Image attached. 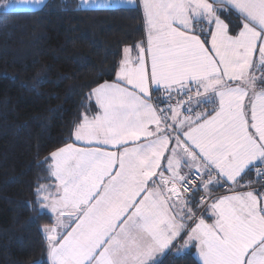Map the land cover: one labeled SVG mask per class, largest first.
<instances>
[{
    "label": "snow or ice",
    "instance_id": "obj_1",
    "mask_svg": "<svg viewBox=\"0 0 264 264\" xmlns=\"http://www.w3.org/2000/svg\"><path fill=\"white\" fill-rule=\"evenodd\" d=\"M28 3L41 0L0 10ZM139 7L146 46L123 47L115 81L88 93L95 111L74 125L75 143L37 162L55 181L26 202L30 220L51 219L41 228L47 264H161L173 246L194 248L192 264H264V191L239 184L255 169L264 188V71L254 72L264 69V0ZM225 185L230 194L216 196Z\"/></svg>",
    "mask_w": 264,
    "mask_h": 264
},
{
    "label": "trees",
    "instance_id": "obj_2",
    "mask_svg": "<svg viewBox=\"0 0 264 264\" xmlns=\"http://www.w3.org/2000/svg\"><path fill=\"white\" fill-rule=\"evenodd\" d=\"M78 5L45 0L33 10H0V264L41 257L47 264L41 228L51 219L30 220L26 203L48 181L47 164L37 162L72 140L82 113L95 111L90 90L113 80L123 47L144 36L138 7L75 11ZM248 181L260 182L255 169L239 184ZM191 252H169L161 264H192Z\"/></svg>",
    "mask_w": 264,
    "mask_h": 264
},
{
    "label": "crops",
    "instance_id": "obj_3",
    "mask_svg": "<svg viewBox=\"0 0 264 264\" xmlns=\"http://www.w3.org/2000/svg\"><path fill=\"white\" fill-rule=\"evenodd\" d=\"M77 2H78V4L81 6V7H83V8H88V6H86V5H83L82 4V0H77ZM137 3H138V8L140 9V12H141V15H142V22H143V30H144V36H143V38L140 40V41H143L144 42V44H145V46H146V28H145V20H144V14H143V9L141 8V7H139V0H137ZM127 7V0H106V6L104 7V8H107V7ZM137 43V42H136ZM136 43H134V44H132V45H128V46H131L132 47V54L133 55H135L136 54V49H135V44ZM123 54V53H122ZM122 54H121V57H122ZM121 59V58H120ZM149 71H150V63H149ZM115 81V77H114V79L113 80H110V81H108V82H114ZM105 82V81H104ZM103 83V82H102ZM95 88V87H94ZM154 94H156L155 92L153 93V95ZM94 104H95V102H94V100L92 101ZM94 114V113H93ZM93 114H91V115H93ZM68 143H75V141H74V138L72 137V140L70 141V142H68ZM68 143H66V144H68ZM66 144H64V145H66ZM64 145H62V146H60V147H63ZM77 146H84L83 144H78ZM60 147H58V148H60ZM57 149V148H56ZM114 150V149H113ZM52 152V151H51ZM50 152V153H51ZM49 153V154H50ZM48 163H51V161L50 160H48ZM165 163H166V161H165ZM55 181H54V178H50L49 177V173H48V181H46V182H44V183H42V184H47V183H54ZM240 188H238L237 190H239ZM239 191H248V190H239ZM260 191V190H259ZM213 192H214V194L216 195V196H221V195H228V194H230L229 192H223V193H221L220 192V190H217V188H214L213 189ZM197 198H199V197H197ZM45 211H47V210H45ZM206 215V219H208V216H207V214H205ZM208 222L209 223H211V219H208ZM181 243H182V240L180 241ZM192 250H193V254H194V257L196 258V259H198L196 256H195V250H194V248H192ZM169 252H174L175 253V246H173V248L172 249H170L169 251H167L164 255H163V257H162V259L169 253Z\"/></svg>",
    "mask_w": 264,
    "mask_h": 264
},
{
    "label": "rangeland",
    "instance_id": "obj_4",
    "mask_svg": "<svg viewBox=\"0 0 264 264\" xmlns=\"http://www.w3.org/2000/svg\"><path fill=\"white\" fill-rule=\"evenodd\" d=\"M44 1L45 0H41V3L40 4H34V3L20 4L18 6V9L17 10H33V9H37V8H39L44 3ZM3 2H4V0H0V3H3ZM12 2H15V0H12ZM221 19H223V18H221ZM230 34H232V33H230ZM255 56L258 59V51L256 52ZM262 71H264V69H255L254 68V72H255V74L257 76H260V74H261ZM258 86H262V85H259L258 84Z\"/></svg>",
    "mask_w": 264,
    "mask_h": 264
},
{
    "label": "built area",
    "instance_id": "obj_5",
    "mask_svg": "<svg viewBox=\"0 0 264 264\" xmlns=\"http://www.w3.org/2000/svg\"><path fill=\"white\" fill-rule=\"evenodd\" d=\"M246 182H243L241 183L240 185H244ZM227 185H225L224 187H220V192L223 193V192H228L226 189H227ZM251 189H261L262 191H264V188H260V182L258 183H255V184H251L250 186ZM249 187H240L239 190H250Z\"/></svg>",
    "mask_w": 264,
    "mask_h": 264
}]
</instances>
